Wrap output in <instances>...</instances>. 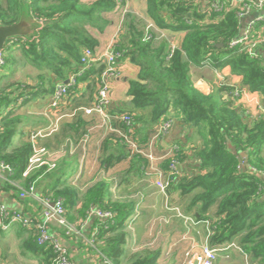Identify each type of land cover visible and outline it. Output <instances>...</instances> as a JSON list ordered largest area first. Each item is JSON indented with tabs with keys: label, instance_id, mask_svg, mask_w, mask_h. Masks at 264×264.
Here are the masks:
<instances>
[{
	"label": "trees",
	"instance_id": "obj_1",
	"mask_svg": "<svg viewBox=\"0 0 264 264\" xmlns=\"http://www.w3.org/2000/svg\"><path fill=\"white\" fill-rule=\"evenodd\" d=\"M123 4L124 0H0V25L16 24L24 11L41 22L33 36L11 38L1 51L0 163L10 168L12 177L23 180L25 189L31 184L37 187L42 175L53 176V185L41 196L50 202L61 200L70 222L85 219L91 208L111 211V219L94 218L92 229L94 234L97 228L93 241L111 264L122 263L127 237L124 226L134 212L135 202L113 199L105 179L95 181L81 193L70 184L67 174L57 173L58 166L24 176L33 145L16 138L26 123L19 110L38 97L54 94L59 83L67 84L70 75L79 71L84 50L96 52L99 36L106 33L117 7ZM147 5L148 17L156 27L186 33L171 53L167 40L156 45V35L146 30L144 19L131 12L125 15L113 49L119 54L118 66L128 60L140 67V75L138 80L130 81L132 104L109 111L113 130L103 141L101 165L109 169L131 158L127 175L133 170L145 172L148 159L132 152L114 131L128 133L130 126L121 117H131L130 135L146 147L170 110H180L184 122L201 139L196 143L195 137H190V151L179 143L173 157L162 163L165 170L171 171L174 163L191 160V172L169 176L170 199L192 195L190 208L197 209L198 219L209 222L211 246L221 247L239 236L242 251L251 255L256 264H264V116L248 119L244 110L235 105L238 97L234 95L237 90H247L259 94L264 102V52L260 43L252 46L260 39V29L253 31L244 44L232 45L242 37L241 5L226 3L214 9L211 2L204 4L202 0H147ZM147 34L151 37L147 38ZM208 62L218 70L229 67L241 81H222L214 93L202 91L192 80L191 68ZM27 67L38 71L36 76L26 73L16 78V73ZM105 68L100 61L85 69L74 86L67 84L66 100L81 93L82 98L94 104ZM242 153H246L245 158ZM243 159L245 167H241ZM215 204L217 211L212 217L210 208ZM32 232L31 251L42 257L41 264H55L53 245L39 244L33 229ZM159 258V251L144 249L132 254L127 264H160Z\"/></svg>",
	"mask_w": 264,
	"mask_h": 264
},
{
	"label": "crops",
	"instance_id": "obj_2",
	"mask_svg": "<svg viewBox=\"0 0 264 264\" xmlns=\"http://www.w3.org/2000/svg\"><path fill=\"white\" fill-rule=\"evenodd\" d=\"M202 1L204 4L209 2L212 4L225 0ZM128 12L145 20L146 30H152L156 35V45L167 40L170 45L179 46L186 33L185 31L160 29L154 24L149 27L152 21L148 17L147 0H124V4L118 6L112 16L113 22L106 33L99 36L100 45L96 54L103 53L110 44L118 41L125 15ZM261 15H264V8L254 10L242 17L240 36L245 33L251 21ZM253 26L254 31L260 29L259 35L263 33V22ZM260 44L264 52V43ZM29 74L32 75L31 72ZM194 74H196L195 78L198 83L193 80ZM139 75L138 65L128 60L120 64L118 74L111 76L109 81L110 110H123L132 104V97L128 94L130 81L138 80ZM191 77L195 85L208 94L215 91L220 79L227 78V81L232 80L236 83L241 81L232 74L229 67L218 70L208 64L193 66ZM82 87L85 88L84 85ZM257 101L263 104L262 110L257 108ZM92 105L93 103L88 98L81 97V93L71 96L70 101L61 99L56 102L54 94L38 97L26 103L19 110L24 115L26 123L16 139L19 142H31L32 132L56 125L55 130L38 137L36 144L46 147L54 154L58 174H67L70 184L78 188L81 193L95 181L105 179L110 183V195L113 199L135 202L134 212L124 226L127 237L121 264H127L132 254L144 249L159 251L160 264H188L187 252L200 253L203 246L209 243V222L198 219L197 209L190 208L192 195L180 200H171L167 190L163 191L157 181L160 178L166 180L173 174L170 170H165L162 163L173 157L175 151L178 150L177 145L184 143L185 151H190L192 148V143H189L190 137H195L197 143L201 139L200 136L196 130H192L190 125L184 122L180 110L172 109L167 118L171 121L170 129L158 138L151 148L152 153L158 158L154 164L155 167H150L148 163L145 172L141 170L134 172L133 170L130 175H127L131 165V158H128L109 169H104L100 161L102 144L112 132L113 119H105L98 112H86L85 109ZM235 105L244 112L245 110L250 111L252 117L248 119L264 116V102L259 94L250 93L238 97ZM135 127L138 128L140 125L136 124ZM139 133L142 134V132ZM190 163V158L182 163L176 162L175 174L181 176L184 172H191ZM156 167L161 171V176L157 173ZM241 167H245V159L241 161ZM53 179L51 175L48 177L42 175L35 192L22 196V192L27 190L23 185V180L12 177L9 169L0 165V201H3L12 212L23 213L31 222L30 226L16 223L9 229L0 227V264L42 263V257L31 251L32 244L29 241L34 236L32 229L35 232L36 225L44 220V199L41 195L49 185H53ZM216 211L217 205L215 204L210 208V216L213 217ZM94 222V218H77L70 222L74 230L68 232L57 219H53L49 223V228L61 240L70 257L79 264H105L106 256L92 240ZM239 240L240 237L237 236L230 242L239 245ZM240 251L237 248L221 250L214 264H234L236 262L256 264V260L251 255ZM221 252L224 253L223 256H220Z\"/></svg>",
	"mask_w": 264,
	"mask_h": 264
},
{
	"label": "built area",
	"instance_id": "obj_3",
	"mask_svg": "<svg viewBox=\"0 0 264 264\" xmlns=\"http://www.w3.org/2000/svg\"><path fill=\"white\" fill-rule=\"evenodd\" d=\"M225 0L223 2H213L211 6L214 9H221V7L228 3L231 6H237L241 5V12L239 13V16L245 17L246 15H249L254 10H261L264 8V0ZM190 21V20H188ZM260 22L264 23V15L258 16L255 19L251 21L250 26L246 29L245 33L242 35L241 38H239L237 41L233 42L232 45H234L237 42L245 43L247 39H249L254 31V26L259 24ZM153 26L152 23H150L149 27ZM147 38H150L151 36L147 34ZM259 41L253 43V47L258 45V43H264V31L259 37ZM177 48L176 45H171V53L174 52V50ZM170 53V54H171ZM118 53H116L113 49V45L110 44L107 49L100 54H96L92 49L86 48L82 54L81 61H80V69L79 71L73 73L70 75V77L67 79L68 86H74L76 84V78L78 75H80L85 69H88L93 63L95 62H103L105 64V70L102 74V86L98 92V98L96 102L89 108H86V112H98L103 118L105 119H111V115L109 113L110 111V104H111V98H110V77L117 75L119 72L120 66L117 65L118 60ZM1 60V52H0V63ZM210 65V63H207ZM67 84L65 83H59L56 87V91L54 93V97L56 99V102L59 100H66L68 97V91H67ZM250 92L247 90H243L239 92L238 90L234 92V95L237 97H241L243 95H249ZM233 95V94H232ZM257 108L259 110L263 109V104L261 102L257 101ZM252 117V114H250L249 110H245V116ZM121 119L127 124V126H130L128 133L124 131L114 130L117 131L119 135H121L125 142L127 143L128 147L132 152H137L141 155H143L145 158L148 159L149 166L155 167L154 164L158 160V158L152 153L151 148L154 142L160 138L164 133H166L170 127H171V121L165 120L163 121L158 127H156L155 132L151 136V140L146 144V147H143L139 145L135 139L132 138L131 131L133 130L131 117L129 116H122ZM56 129V125H50L47 128L44 129H38L35 132H32L31 135V143L33 145V154L29 158L28 166L26 170L24 171L23 175L28 176L31 172L45 168V171H51L56 168L57 164L54 160V154L50 152L46 147H41L36 144V140L38 137L43 136L46 133H50L53 130ZM113 130V129H112ZM1 166L6 167L10 170L9 167L5 166L4 164L0 163ZM176 163L172 165V168L174 170H171L172 173L176 172ZM157 168V167H156ZM155 169V168H154ZM177 169V168H176ZM253 170H255L253 168ZM157 173H160L161 171L157 168ZM264 176V174H263ZM170 178L163 180L159 179L157 181L158 186L163 190L166 191L168 186L170 185ZM35 185L31 184L29 189L22 192V196H25L26 194H33L35 192ZM52 202L49 200H43L44 204V210H43V216L44 220L40 223H38L35 227V232L37 235V240L39 244H46L50 243L53 245V249L55 252V264H79L75 259L70 257L68 250L64 247L61 240L55 236L50 228L49 223L53 219H57L59 224L64 226L68 232H71L74 230V227L72 224L66 219V209L63 206V203L61 200H57L54 202V205H51ZM113 217V213L111 211H105L99 208H91V210L88 213L87 218H98L102 221H105L107 219H111ZM19 223L24 226H30L31 222L30 220L21 212H12L8 209L6 204L3 201H0V226L4 229H9L12 225ZM97 232V228L94 230V234ZM94 234L92 236H94ZM93 240V239H92ZM232 247H238L240 250H242L239 245L235 244L234 242H229L221 247H214L211 246L209 243L205 244L200 251V253L193 254L191 251H188L187 256V263L188 264H214L217 260L218 254L221 250H227ZM104 263L111 264L110 260L108 258L104 259Z\"/></svg>",
	"mask_w": 264,
	"mask_h": 264
},
{
	"label": "water",
	"instance_id": "obj_4",
	"mask_svg": "<svg viewBox=\"0 0 264 264\" xmlns=\"http://www.w3.org/2000/svg\"><path fill=\"white\" fill-rule=\"evenodd\" d=\"M41 27V22L33 18L32 15L24 11L16 24L5 26L0 25V52L6 47L9 39L16 37H31ZM222 44H219L221 46ZM68 82V80H66ZM246 157V153H242ZM54 205V202L51 203Z\"/></svg>",
	"mask_w": 264,
	"mask_h": 264
},
{
	"label": "rangeland",
	"instance_id": "obj_5",
	"mask_svg": "<svg viewBox=\"0 0 264 264\" xmlns=\"http://www.w3.org/2000/svg\"><path fill=\"white\" fill-rule=\"evenodd\" d=\"M112 45H113V43H112ZM29 72H31L32 75L38 73V71H35V69H33V68H31V67H27V68H23L22 71H19L18 73H16L15 76H16V78H17V77L21 78V77H24V75H25L26 73H29ZM35 76H36V75H35ZM35 76H34V77H35ZM197 76H198V74H197ZM195 77H196V74H194V76H193V80H194L195 83H198V80H196ZM222 81H224V82L227 81V78L220 79V80H219V83L222 82ZM228 82H230V81H228ZM233 83H234V82H233ZM216 90H217V86L215 87V91H216ZM215 91H214V92H215ZM214 92H213V93H214ZM246 117H247V116H246ZM247 118H249V117H247ZM178 145H179V144H178ZM177 147H178V146H177ZM178 149H179V147H178ZM176 151H177V150H176ZM239 247H240V246H239ZM232 248H237V249L240 251V249H239L238 247H232ZM240 252H241V251H240ZM242 252H243V251H242ZM220 254H222V255H220V256H223L224 253L221 252ZM234 264H239V263L236 262V263H234Z\"/></svg>",
	"mask_w": 264,
	"mask_h": 264
}]
</instances>
